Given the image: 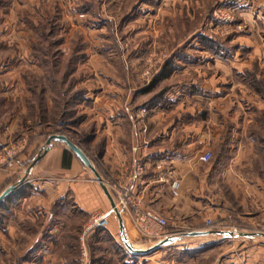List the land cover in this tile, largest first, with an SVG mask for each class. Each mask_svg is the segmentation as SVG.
Masks as SVG:
<instances>
[{"label":"rangeland","instance_id":"obj_1","mask_svg":"<svg viewBox=\"0 0 264 264\" xmlns=\"http://www.w3.org/2000/svg\"><path fill=\"white\" fill-rule=\"evenodd\" d=\"M217 76L240 82L245 96L257 94L259 105L238 112H264V0H0V149L17 147L19 168L0 193L51 134L66 135L102 171L87 136L88 121L110 110L106 102H137L143 115L168 112L177 101L199 106L185 95ZM28 177L27 185L56 182ZM38 195L0 204V264H61L65 247H51L44 227L54 220L45 210L56 194ZM221 239L204 237L159 256L169 264H264V249L245 263L246 249ZM69 251L82 255L77 246Z\"/></svg>","mask_w":264,"mask_h":264},{"label":"crops","instance_id":"obj_2","mask_svg":"<svg viewBox=\"0 0 264 264\" xmlns=\"http://www.w3.org/2000/svg\"><path fill=\"white\" fill-rule=\"evenodd\" d=\"M241 87L240 82L217 76L200 93L190 91L188 97L185 95V102L190 97L200 101L199 106L182 107L177 101L175 109L168 112L143 115L138 112L137 102L111 101L105 103L110 110L88 121L94 123L88 125L87 141L98 152L102 171L91 162L114 201L117 198L114 186L130 182L132 200L160 212L172 230L218 233L181 237L144 255L131 252L124 241L135 248L149 247L155 242L145 241L124 215L121 224L112 211L105 227L88 228L90 218L109 211L111 202L90 169L60 141H52L30 171L35 177L55 176L56 182L50 179L38 182L40 185L32 182L27 185L32 181L28 177L18 188L25 187L24 193L2 203L39 196V189L46 191L48 197L56 194L53 204L49 203L45 210L54 220L44 227L51 247L56 244L65 247L58 258L61 264H169L161 260L160 253L209 236H218L222 243L246 249L245 263H249L254 257L253 250L264 249V236L249 227L264 222V112H258V108L246 112L249 107L244 112L237 111L242 104H260L256 93L245 96ZM65 149L68 151L64 160ZM205 150L212 152V158L202 162L199 156ZM137 165L142 167L139 174H135ZM17 166L15 163L13 169L0 171V188L6 179L19 173ZM132 175L134 178L130 179ZM172 181L179 182L177 195L171 192ZM51 189L56 193L51 195ZM64 217L74 220L70 224ZM207 218L216 226L233 223L240 231L228 235L226 230L207 228ZM72 238L75 243L71 244ZM74 246L82 255L71 256L70 251L66 252Z\"/></svg>","mask_w":264,"mask_h":264},{"label":"built area","instance_id":"obj_3","mask_svg":"<svg viewBox=\"0 0 264 264\" xmlns=\"http://www.w3.org/2000/svg\"><path fill=\"white\" fill-rule=\"evenodd\" d=\"M17 147H3L0 149V171L6 170L15 164V156L17 154ZM212 158V152L210 150H205L200 156L199 160L202 162H207ZM142 167L137 165L135 174H139ZM134 178V175L130 179ZM105 184V182L103 181ZM106 186V184H105ZM171 192L174 195L178 194L179 182L172 181L170 183ZM117 198L114 201L116 208L118 209L121 216H126L131 221L134 228L138 233L151 241L161 240L167 236H177L182 232H186L182 229L171 230L170 223L168 219L162 215L160 212L153 208L142 207L138 203L134 202L131 198L130 182L123 183L121 185L114 186ZM114 211L111 208L109 211L103 214H96L92 216L88 222L89 227H105L108 223L107 216L110 212ZM231 216L229 215V218ZM207 228H220L230 232L232 235H237L240 228L233 224H221L217 225L212 221V219L207 218L205 220ZM255 230L256 233L264 235V222L258 225ZM176 228V227H175ZM170 229V231H168ZM254 231V230H250Z\"/></svg>","mask_w":264,"mask_h":264},{"label":"water","instance_id":"obj_4","mask_svg":"<svg viewBox=\"0 0 264 264\" xmlns=\"http://www.w3.org/2000/svg\"><path fill=\"white\" fill-rule=\"evenodd\" d=\"M52 141H60L64 143L69 150H71L76 157L88 168L90 171L94 174L96 180L100 183L103 191L106 193V195L109 197L110 202H111V207L113 208L114 212L117 214L120 223L122 224V217L116 208L115 202L109 193L107 187L103 183L102 177L97 171L96 167L92 164L91 160L89 157L85 154V152L72 140H70L66 135L64 134H51L48 136L46 142H45V150L43 153L47 151L49 148V145ZM43 153H40L36 156V158L27 166L25 169V172L23 176H21L16 182L9 184L6 186L0 193V204L5 201L9 196H11L18 188H20L24 182L26 181V178L28 177L30 170L33 168V166L40 160L42 157ZM218 233L217 230H202V231H186L182 232L181 234L177 236H167L159 241H157L155 244L152 246H149L148 248H135L131 243L124 241L125 246L133 253L136 254H148L151 253L157 249H159L162 246L168 245L172 242H175L176 240L180 239L181 237L185 236H199V235H208V234H214ZM228 235H232L230 232H227Z\"/></svg>","mask_w":264,"mask_h":264},{"label":"trees","instance_id":"obj_5","mask_svg":"<svg viewBox=\"0 0 264 264\" xmlns=\"http://www.w3.org/2000/svg\"><path fill=\"white\" fill-rule=\"evenodd\" d=\"M67 151H68L67 149L64 150V160H65V154L67 153ZM19 193H24L23 188L20 189V190L15 191L14 194L11 197H8L7 199L11 200L14 197V195H17Z\"/></svg>","mask_w":264,"mask_h":264}]
</instances>
